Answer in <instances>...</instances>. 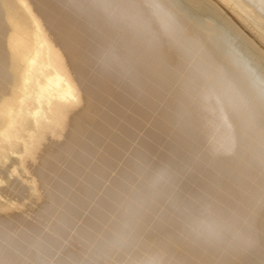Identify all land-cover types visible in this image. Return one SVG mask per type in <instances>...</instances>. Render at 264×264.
I'll list each match as a JSON object with an SVG mask.
<instances>
[{
  "label": "bare ground",
  "instance_id": "6f19581e",
  "mask_svg": "<svg viewBox=\"0 0 264 264\" xmlns=\"http://www.w3.org/2000/svg\"><path fill=\"white\" fill-rule=\"evenodd\" d=\"M157 2L0 0V264H264V0Z\"/></svg>",
  "mask_w": 264,
  "mask_h": 264
},
{
  "label": "clouds",
  "instance_id": "9594fccd",
  "mask_svg": "<svg viewBox=\"0 0 264 264\" xmlns=\"http://www.w3.org/2000/svg\"><path fill=\"white\" fill-rule=\"evenodd\" d=\"M147 6L151 10L152 16L160 23L162 32L165 35L169 34L172 20L163 6L157 0H151V3ZM130 7L120 4L107 5L105 11L109 14L110 18H113L114 13H118L116 18L126 24V27L134 38H143L150 35V25L140 17L134 15L129 10ZM110 9L111 11H109ZM189 227L197 238L203 239L206 242L218 241L223 238L224 226L220 220L213 217H194Z\"/></svg>",
  "mask_w": 264,
  "mask_h": 264
}]
</instances>
